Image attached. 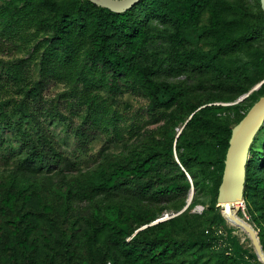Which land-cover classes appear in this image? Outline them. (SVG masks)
Masks as SVG:
<instances>
[{"label":"rangeland","instance_id":"rangeland-1","mask_svg":"<svg viewBox=\"0 0 264 264\" xmlns=\"http://www.w3.org/2000/svg\"><path fill=\"white\" fill-rule=\"evenodd\" d=\"M52 1L53 6L45 7L46 10L42 7L49 23L60 17L65 7L76 0ZM21 4L20 0H0V7L8 9L20 7ZM262 15L259 0H223L219 2L218 11H205L198 21L188 25L178 37L166 25L152 20L151 28H148L150 36L143 38L142 33H139L137 40L128 48V54L132 55L138 50V41L145 39L143 53L149 60L156 62L157 71L153 77L155 82L172 85L176 95L193 99L194 102L208 99L209 102L199 108L220 109L222 115L234 122L264 92L262 85L251 92L264 81L262 36L244 43L225 59L221 65L224 69L222 83L210 73L194 72L189 66L181 64L183 62L180 63L179 58L186 51L203 55L212 52L218 39L220 41L229 34L234 36L243 33L246 28L259 32L258 25L262 23ZM233 18L242 19V27L237 26L233 31H226L224 19ZM204 30L212 31L210 41L207 40V34L203 35ZM49 32L50 28L31 41L16 40L15 46L6 44L7 48L0 50L1 66L24 59L29 68V80L36 81L39 78L41 58L47 51V47L43 46L44 39ZM259 55H262L260 61L257 60ZM97 69L100 70L101 66L98 65ZM94 78L97 80V76ZM116 80L119 84L117 92H112L103 85H97V91L107 101L114 102L115 107L123 113V118L119 121L123 139L116 138L112 129L79 139L73 131L81 120L68 115L61 98L72 89H81L82 84L79 82L71 88L68 83H58L53 79L45 81L42 88L44 104L37 108L53 110L54 105H57L56 111L61 112L63 117L40 118V121L45 126L46 133L53 137L66 157L57 162L55 159L37 164L34 171L28 174L32 181L31 191L17 193L0 188V234H4L1 238L3 245H0L1 263L11 264V253L4 245H8L13 239V231L17 230L15 228L19 229L18 239L24 241L27 237L26 230L20 223L28 222L26 228L29 230V239L26 243L19 240L18 246L25 244V249L35 257L37 264H113L108 258L111 253L104 244V235L100 234L95 238L92 231L83 224L85 216L95 213V202L101 201L103 209L124 214L128 221V231L132 232L124 237L126 241L131 240L137 232L162 223L161 219L169 220L186 213L188 217L186 214L184 217L182 215L183 220L152 229L145 235L155 237L164 234L176 241L170 243L172 249L176 246L178 252L183 249L176 254L177 259L169 260L166 264H216L221 255L233 264H262L247 233L228 221L222 214L221 206L216 203L215 185L218 174L222 171V146L212 147L211 142H207L209 147L201 152L207 162L203 170L195 168L198 188L194 191L191 204L184 211L182 209L189 198L191 181L189 188L182 184L172 194L153 200L141 195L137 189L112 197L100 196L92 202H83L73 197L69 200L67 210H64L62 198L57 193L63 176L67 179H86L107 159L124 165L133 164L146 155L153 140H161L166 135L175 136L176 139L182 135L186 122L172 126L159 113L165 111L164 108H160L155 114L149 110V99L144 91L125 86L121 76ZM244 89L249 90L244 92ZM159 96L162 102L170 99L166 90H161ZM70 119L73 121L70 122ZM13 121L32 133L33 125L29 119L16 115L13 116ZM258 134L256 137H260L261 141L255 145V149L264 153V132L259 131ZM0 138V181L9 182L13 177L18 179L20 173L28 172L21 171L24 153L14 132L0 125ZM194 139L189 137L186 140ZM255 157L252 152L249 153V159ZM250 173L249 184L255 193L244 195L239 205L241 209L238 217L249 223L260 235L259 241L264 251V165L254 167ZM155 215L158 218L140 224ZM192 217L199 224V241L195 242L191 240L192 232L181 228ZM72 236L71 241L76 248H72L71 256L62 257V243L70 241Z\"/></svg>","mask_w":264,"mask_h":264},{"label":"trees","instance_id":"trees-1","mask_svg":"<svg viewBox=\"0 0 264 264\" xmlns=\"http://www.w3.org/2000/svg\"><path fill=\"white\" fill-rule=\"evenodd\" d=\"M20 1L22 2L20 7L13 9L0 7V50L7 48L6 44L15 46L16 40L37 39L48 28L51 32L47 33L44 39L43 46L47 47V51L41 58L39 78L36 81L29 80V68L24 59L5 66H1L0 61V125L13 131L20 141V149L24 153L22 169H20L28 172L20 173L18 179L13 177L9 182L0 181L1 189L6 188L8 189L6 191L17 193L31 191L32 181L28 178V174L34 171L37 164L55 159L57 162L66 157L63 151L59 150L60 147L53 137L46 133L45 126L40 121V118L63 117L61 112L56 111L57 105H54L53 110L37 108L44 104L42 88L45 81L53 79L58 83H68L71 88L79 82L82 84L81 89H72L68 95L64 94L61 98L68 115L81 120L73 131L79 139L98 135L107 129H112L116 138L123 139L119 124L123 113L115 107L114 102L107 101L97 91V85H103L112 92H117L119 84L116 79L121 76L125 86L146 93L149 99L148 108L153 114L164 108L165 111L159 113L164 115L172 126L186 122L182 135L176 139L175 136L166 135L161 140H153L146 155L133 164L124 165L107 159L86 179H67L63 176L60 186L57 187V193L62 198L64 210H67L69 200L73 197L83 202H92L100 196L112 197L132 189H137L149 200L166 197L179 190L182 184L189 188L188 176L191 179V188L196 191L199 181L195 168L203 170L207 162L201 156L202 150L209 147L207 142H211L212 147L222 146V171L218 174L215 185L217 197L232 128L264 95V92L239 115L236 121L231 122L227 116L221 114L220 109L218 111L209 107L199 108L207 104L208 99L194 102L193 99L176 95L172 85L155 82L153 77L157 71L156 62L149 60V57L143 53L145 39L138 41L139 49L132 55L128 54V48L137 40L139 33H142L143 38L150 36L148 28L152 20L166 25L167 29H172L178 37L188 25L198 21L205 11H218L219 2L223 0H140L123 13H113L87 0H76L73 4L67 5L61 16L55 18L52 23L47 21L43 11L46 10L45 7L54 5L52 0ZM242 22L239 18L224 19L223 25L226 31H233L237 26L242 27ZM258 27L259 32L246 28L243 33L234 36L229 34L220 41L218 39L215 49L205 55L186 51L180 56L179 62H183L181 64L189 66L198 74L210 73L214 79L222 83L224 69L221 65L225 59L236 48L242 47L251 39L262 36L264 40L263 15L262 23ZM204 34H207V40L210 41L212 31L204 30ZM261 59L262 55H259L257 60ZM98 65L101 66L100 70L97 69ZM106 73L109 74L108 77ZM94 76H97V80ZM261 89H264V83ZM161 90H166L169 94L168 101H161L159 96ZM16 115L31 121L32 133L14 123L13 116ZM72 121L73 119H70V122ZM261 132H264V124L260 129ZM189 137L195 139L186 140ZM260 141V137H255L250 150L256 157L247 162L245 196L255 193L249 184L251 170L261 164L264 165V153L255 149V145ZM94 208L95 213L85 216L83 224L92 231L95 238L100 234L104 235V244L111 253L108 258L113 264H166L169 260L177 259L176 254L183 251L182 249L178 252L177 246L172 249L170 243L176 241L169 236L145 235L152 229L183 220L186 213H182L181 217L165 220L139 231L131 240L126 241L124 237L132 232L128 231V221L124 218V214L103 209L101 201H96ZM185 216L188 217L187 214ZM156 218L158 215L141 221L140 224ZM20 224L26 230V239L24 241L18 239L19 229L15 228L17 230L13 231V239L9 238L11 242L4 245L11 253V264H37L35 257L25 249V244L18 246L19 240L26 243L29 239V230L28 227L26 228L29 223ZM181 228L192 232L193 242L199 241V224L193 217L188 218ZM257 235L260 239V235ZM2 236L4 234H0V245H3ZM72 238L73 236L70 241H63L62 257L71 256L72 248H76L71 241ZM0 264H2L1 258ZM216 264L233 263L221 255Z\"/></svg>","mask_w":264,"mask_h":264},{"label":"water","instance_id":"water-1","mask_svg":"<svg viewBox=\"0 0 264 264\" xmlns=\"http://www.w3.org/2000/svg\"><path fill=\"white\" fill-rule=\"evenodd\" d=\"M92 3L108 9L113 13H123L140 0H89ZM260 1V8L264 17V0ZM264 82V81H263ZM263 82L258 84L251 92L258 89ZM250 92V93H251ZM248 95V94H247ZM244 99V97L242 98ZM241 99V100H242ZM240 100V101H241ZM264 124V95L261 96L248 110L246 115L232 128L229 146L224 160V169L218 187L216 202L222 208L223 216L244 230L249 236L256 255L264 264V251L259 241L257 232L246 221L238 217L240 204L245 193L246 166L254 138ZM177 163L179 164L177 158ZM188 179L191 181L190 177ZM194 188H191L189 198L182 209L186 210L192 201ZM161 219L160 221L165 220Z\"/></svg>","mask_w":264,"mask_h":264}]
</instances>
